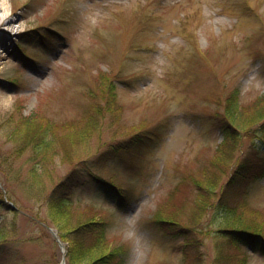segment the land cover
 I'll return each instance as SVG.
<instances>
[{
  "label": "rangeland",
  "instance_id": "rangeland-1",
  "mask_svg": "<svg viewBox=\"0 0 264 264\" xmlns=\"http://www.w3.org/2000/svg\"><path fill=\"white\" fill-rule=\"evenodd\" d=\"M0 22V264H68L50 227L90 220V259L264 264L262 121L216 151L227 96L244 119L264 108V0H0ZM243 163L252 241L218 233ZM207 170L222 179L201 195ZM55 189L72 205H49Z\"/></svg>",
  "mask_w": 264,
  "mask_h": 264
},
{
  "label": "trees",
  "instance_id": "trees-1",
  "mask_svg": "<svg viewBox=\"0 0 264 264\" xmlns=\"http://www.w3.org/2000/svg\"><path fill=\"white\" fill-rule=\"evenodd\" d=\"M239 95V92L236 90L230 96H227V99L225 101L227 103L225 108V115L223 117L221 116V118H219L218 120L223 135L222 141L216 147V151L219 156H221V154H225L228 158H232L234 153H232V151L233 149H235L241 135L243 133H251L253 124L257 121H262L259 124L260 126L257 128L260 132H257L256 135L259 136L262 132L261 140L264 146V108L257 111V113L259 114H255L253 116H250L249 118L244 119V112H242L243 107L238 103L240 98ZM262 101H264V95L257 98L254 101V104L257 105ZM130 141L135 140L133 138ZM102 154L100 156H102ZM245 167H247V164L243 163L233 172L232 175L230 174L227 182L224 185L223 194L221 198H219L217 205H215L217 214H223L226 218L218 233L221 232L223 233L222 235H227V237L231 240L238 239L240 241H252L253 237L259 235V233H256L254 230H252V228H250V225H244L241 220L242 216H240L242 214V211L245 210L244 204L246 206V204L248 203L246 196L247 191L246 189H244V185L242 182V179L245 178ZM221 179L222 177L216 174V172H209L207 170V172H205L204 182L202 184L196 182V186L200 190L199 192L201 195L205 194L204 192H211L213 194L219 186ZM61 185L62 187L64 185L65 188L67 182H63V184ZM66 193L64 191L62 192L61 189L59 192L58 189H55L51 195L50 200L47 201V203L49 202V205L51 203L54 208H61L66 207V205H72V202L70 201ZM233 194L235 196L234 198H232ZM201 205H205V207L207 206L205 203ZM5 206L9 207L8 203L5 200H0V208ZM200 214L201 211L199 213H197L196 211V213L192 217L194 219H200L203 216V214ZM158 221L160 223H165L167 220L160 218L158 219ZM56 226L58 227L60 233L58 234L60 238L62 240H66L69 244L67 254L68 264H82L81 262L84 260H88V262H86L85 264H125V257L119 256L117 253L113 252H106L99 257L90 259V255L93 249L103 243L104 230L102 228L105 227L104 222L97 223L94 220H90L81 222L77 227H71L70 225L66 224L62 225L61 223H58ZM170 229L177 236L185 234L187 232L184 231L183 233H181L180 227L177 228L176 226H171ZM184 242H186V240ZM196 243L198 244V240L195 235H193L192 238L187 239L188 245L196 246Z\"/></svg>",
  "mask_w": 264,
  "mask_h": 264
},
{
  "label": "water",
  "instance_id": "water-1",
  "mask_svg": "<svg viewBox=\"0 0 264 264\" xmlns=\"http://www.w3.org/2000/svg\"><path fill=\"white\" fill-rule=\"evenodd\" d=\"M50 230L52 231L53 235L56 237V239L58 240V242L60 243V245H61L62 247H64V243H63L62 240L60 239V237H59V235H58V232H57L55 229L51 228V227H50ZM62 263L65 264V257L63 258Z\"/></svg>",
  "mask_w": 264,
  "mask_h": 264
},
{
  "label": "bare ground",
  "instance_id": "bare-ground-1",
  "mask_svg": "<svg viewBox=\"0 0 264 264\" xmlns=\"http://www.w3.org/2000/svg\"><path fill=\"white\" fill-rule=\"evenodd\" d=\"M3 22H0V26H2L3 24H2ZM60 237V236H59ZM61 239V238H60ZM62 249L63 250H65V246L64 247H62Z\"/></svg>",
  "mask_w": 264,
  "mask_h": 264
}]
</instances>
